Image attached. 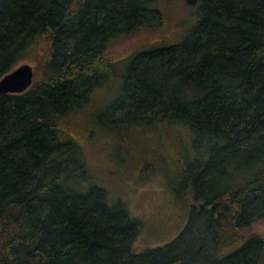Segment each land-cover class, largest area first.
Segmentation results:
<instances>
[{
	"label": "trees",
	"instance_id": "trees-1",
	"mask_svg": "<svg viewBox=\"0 0 264 264\" xmlns=\"http://www.w3.org/2000/svg\"><path fill=\"white\" fill-rule=\"evenodd\" d=\"M168 1L0 0V79L35 62L27 91L0 95V264H264V0H179L193 24L146 49ZM83 119L186 132L158 165L190 200L171 242L135 251L141 221L92 177Z\"/></svg>",
	"mask_w": 264,
	"mask_h": 264
},
{
	"label": "rangeland",
	"instance_id": "rangeland-1",
	"mask_svg": "<svg viewBox=\"0 0 264 264\" xmlns=\"http://www.w3.org/2000/svg\"><path fill=\"white\" fill-rule=\"evenodd\" d=\"M178 1L171 0L163 4L160 7V22L157 21L156 25L153 22L152 25L156 27L143 31L149 40L146 49L174 44L193 24L196 8L186 7L183 11ZM126 48L128 45L123 42L117 50ZM21 64L35 68L33 56ZM113 83L95 92V104L109 103L111 99L107 102L104 100L111 96ZM81 121L83 126L94 130L89 146L86 145L84 151L92 177L107 189L112 201L120 199L131 215L141 221L142 228L134 242L135 251L162 247L171 242L185 227L190 200H179L172 195L164 170L158 165L161 166L162 157L168 146L174 144L175 138L187 139L186 132L181 128L160 125L112 134L85 119ZM87 133L91 134V130L88 129ZM151 165L154 166L152 170ZM195 206L199 207L198 204ZM250 234L264 236V220L255 222Z\"/></svg>",
	"mask_w": 264,
	"mask_h": 264
},
{
	"label": "water",
	"instance_id": "water-1",
	"mask_svg": "<svg viewBox=\"0 0 264 264\" xmlns=\"http://www.w3.org/2000/svg\"><path fill=\"white\" fill-rule=\"evenodd\" d=\"M199 0H185L188 6H194ZM33 82V68L21 64L0 79V95H17L27 91ZM201 207V206H200Z\"/></svg>",
	"mask_w": 264,
	"mask_h": 264
}]
</instances>
